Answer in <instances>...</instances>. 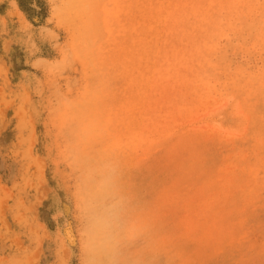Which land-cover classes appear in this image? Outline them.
Here are the masks:
<instances>
[{"label":"rangeland","instance_id":"rangeland-1","mask_svg":"<svg viewBox=\"0 0 264 264\" xmlns=\"http://www.w3.org/2000/svg\"><path fill=\"white\" fill-rule=\"evenodd\" d=\"M0 264H264V0H0Z\"/></svg>","mask_w":264,"mask_h":264}]
</instances>
